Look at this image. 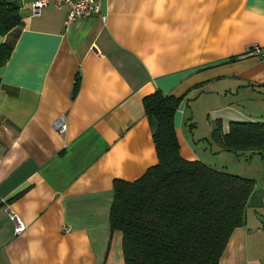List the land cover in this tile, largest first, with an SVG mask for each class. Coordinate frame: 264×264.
Listing matches in <instances>:
<instances>
[{
  "label": "crops",
  "instance_id": "1",
  "mask_svg": "<svg viewBox=\"0 0 264 264\" xmlns=\"http://www.w3.org/2000/svg\"><path fill=\"white\" fill-rule=\"evenodd\" d=\"M31 1L19 0L22 23L0 35L12 45L0 66V264H123L108 221L112 180L157 161L142 97L181 96L173 123L187 159L202 160L187 135L195 94L224 100L208 109L209 132L216 119L223 131L264 120V57L246 53L264 46V0H95L98 13L68 25L66 6L32 14ZM234 94L251 107L228 101ZM257 211L245 210L218 264L256 260Z\"/></svg>",
  "mask_w": 264,
  "mask_h": 264
},
{
  "label": "trees",
  "instance_id": "2",
  "mask_svg": "<svg viewBox=\"0 0 264 264\" xmlns=\"http://www.w3.org/2000/svg\"><path fill=\"white\" fill-rule=\"evenodd\" d=\"M21 23L19 0H0V35ZM11 49L0 41V66ZM180 99L159 89L142 97L157 161L132 180H112L108 221L121 233L123 264H218L231 231L245 223L254 180L180 154ZM206 140L218 151L264 154V120H230L223 131L216 119Z\"/></svg>",
  "mask_w": 264,
  "mask_h": 264
},
{
  "label": "rangeland",
  "instance_id": "3",
  "mask_svg": "<svg viewBox=\"0 0 264 264\" xmlns=\"http://www.w3.org/2000/svg\"><path fill=\"white\" fill-rule=\"evenodd\" d=\"M249 94H234L228 96V101L236 105L239 103V107L245 105L247 108L250 106ZM260 107L264 108L263 101H260ZM224 100L210 101L207 99V95L201 94L197 97L196 94L190 97L188 106L186 107V114L188 124H191L187 135L189 137L194 134L193 147L200 152L202 160L212 167L218 169H224L231 173H236L243 176L251 177L254 180V189L251 194V201L246 206V211L252 213L256 208V216L259 221L264 224V154L252 153L248 156V153L244 152H232L227 150H219L215 152L214 144H207L206 141L198 139V136L207 135L208 121L214 118L216 111L208 110L212 106L221 105ZM254 104H256L254 102ZM220 111V110H219ZM209 118V120H208ZM191 139V138H190ZM213 149V151L211 150ZM259 206L257 203H259ZM257 206L259 208H257ZM257 254V255H256ZM256 260H251L250 264L256 262V264H264V237L256 248L255 252Z\"/></svg>",
  "mask_w": 264,
  "mask_h": 264
},
{
  "label": "built area",
  "instance_id": "4",
  "mask_svg": "<svg viewBox=\"0 0 264 264\" xmlns=\"http://www.w3.org/2000/svg\"><path fill=\"white\" fill-rule=\"evenodd\" d=\"M49 3H52L56 7L66 6L65 25H68L75 18L86 17L99 12V7L95 0H33L29 3L30 12L38 14L40 9ZM246 53L264 57V46L252 44L247 48ZM57 127L59 132H63L65 124L60 122ZM11 216L15 220L14 231L19 232L23 230L25 225L22 220L16 214H12Z\"/></svg>",
  "mask_w": 264,
  "mask_h": 264
}]
</instances>
